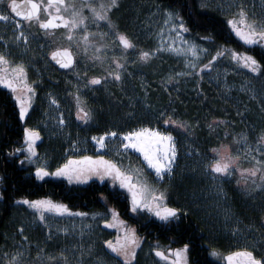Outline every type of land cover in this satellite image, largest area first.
<instances>
[{"label": "flooded vegetation", "instance_id": "flooded-vegetation-1", "mask_svg": "<svg viewBox=\"0 0 264 264\" xmlns=\"http://www.w3.org/2000/svg\"><path fill=\"white\" fill-rule=\"evenodd\" d=\"M220 1L116 0V4L107 10L112 27L108 21L96 20L90 9L84 7L82 12L87 19L71 30V40L68 39L69 30L63 26L60 17L70 19L72 8H65L58 0L52 5L48 4V0H37L40 5L39 19L33 17L31 20L16 16L7 9L6 3L0 5V11L7 10L10 17L7 22L0 21V53H4L13 65L24 66L27 83L35 89L34 94L28 93L31 100L25 118L21 120L20 106L12 91L0 85V202L8 197L4 195L9 191L11 177L19 172L23 180L32 181L36 196L39 183L43 182L46 187L50 185L49 192L45 190L48 196L39 199H51L56 204L66 205L71 210L69 213H84L80 215L82 217L105 213L90 212V209L92 203L95 205L94 200L99 199L102 203L104 196L108 195L112 204L107 211L114 213L118 223L123 221L129 227L133 225L128 229L134 230L139 242L160 246L170 253L169 260L164 261L166 264L175 261V252L168 250L183 249L186 244V254L178 260L182 264H206V261L213 264H244L245 258L241 256L228 260L230 254L244 250L253 252L257 258H264V181L260 179V173L250 177L241 171L254 164L246 158L245 146H253L264 135L260 131L264 124L258 119V110L264 107H261L259 100L250 96L251 93L258 96L264 92V42L245 44L227 22L234 17L239 19L238 9L241 7L247 13V19L254 20V15L258 13L254 7H260V4L259 0H237L241 4L229 8L228 4L221 5ZM261 1L264 4V0ZM109 2L65 0V4L75 5L76 8H80L82 3H93L98 11L101 3ZM18 4L22 9L30 8L27 0H18ZM158 9L166 16L167 11H171L177 24L182 19L187 31L180 29L181 33L189 39L198 40L200 47L210 52L208 59L212 60L218 50L223 52L211 62L218 70L220 65H224L226 71L219 70L221 74L213 80H195L199 94L193 96L190 93L191 86L187 87L185 77L182 75V79H177L175 71H171L165 60H161L163 57L159 52L147 61L139 58L140 51L155 50L152 27L154 12ZM48 19L59 27L42 28L40 22ZM16 21L20 22L19 28ZM21 32L27 36V41L20 36ZM118 33L126 34L135 47L124 49L118 40ZM57 49H68L72 59L69 67L64 68L57 63V59L66 60V54L59 55L56 62H52V53ZM233 51L253 56L260 63L262 71L253 73L242 62L232 59ZM117 60L123 65L122 68L116 67ZM117 71L121 77L119 80L109 74ZM94 76L101 77L99 84L90 83ZM247 81L254 82L251 93L245 90ZM177 86V92L185 95H177ZM207 86L216 92L207 93ZM162 88L166 90L167 97L160 98L159 90ZM25 93L26 88H18L17 94L23 96ZM229 94L234 97L233 118L226 116L224 102L222 105L214 102L216 98L228 99ZM77 96L79 107L89 113L87 120L77 116ZM52 99L57 103L53 104ZM136 101H145L155 110L143 113ZM115 109H118V117L123 114L127 117L119 128H116L113 119ZM80 115L83 116V113ZM169 117L185 123L186 127L165 124L164 120ZM61 118L63 123L60 122L59 126H63L61 130L69 136L68 142L72 140L78 143V154L66 143L54 149L49 173L65 164L70 157L106 158L107 153L99 154L94 149L96 142L93 136L99 137L110 131L118 134L138 131L139 125L171 132L176 139L179 160L171 173H166L155 184V190L157 195L160 191L165 193L161 211L163 204H167L180 209L177 216L161 220L146 208L133 212L132 192L128 187H121L120 180L112 176L105 175L102 183L93 179L100 177L95 173H88L87 180L73 179L71 182L66 176L46 175L38 178L35 166L38 150L50 144L42 127ZM210 124L212 127H209ZM25 128L35 129L39 133L40 139H36L33 145L35 155L28 150ZM53 131L56 134L60 132L58 129ZM243 138H246V142ZM107 139H111V136H106ZM261 142L264 144V141ZM213 148H220L222 154L239 156L230 164L233 169L231 174L211 172L208 165L217 156ZM257 153V159L264 158V153ZM130 176L133 184L142 185L135 175ZM149 177L151 179V175ZM253 180L261 187H256ZM92 185L95 187L91 199L83 201L82 197H78V191ZM148 188L152 189V185ZM65 195L68 197L65 198ZM144 195L147 202L155 206L151 194L145 191ZM120 196L127 202L124 210L119 209ZM213 250L217 255L211 254Z\"/></svg>", "mask_w": 264, "mask_h": 264}, {"label": "snow or ice", "instance_id": "snow-or-ice-1", "mask_svg": "<svg viewBox=\"0 0 264 264\" xmlns=\"http://www.w3.org/2000/svg\"><path fill=\"white\" fill-rule=\"evenodd\" d=\"M57 0H48V4L52 5L56 3ZM6 3L7 9H10L12 13H15L16 16L23 17L26 20H31L33 17L39 19L40 5L37 3V0H27V4L30 5L28 9H22L18 4V0H0V5ZM58 3L64 5L65 8H72L71 18L60 17V20L63 23V26L69 30L68 39L71 40L72 37V29L76 28L78 25L84 23L87 17L83 14L82 9L87 7L93 13V16L96 20H105L108 21L110 27H112L111 21L107 16V10H110L115 4L116 0H110L109 3L104 4L101 3L99 5L100 11L97 10V6L93 3H82L80 8H76L75 5H67L65 4V0H58ZM47 7V6H46ZM59 11V9H57ZM167 11V10H166ZM167 15L171 18L174 14L171 11H167ZM238 17L229 19L227 22L232 26L233 31L236 35L245 43V44H255L258 42H264V22L250 21L247 19V13L244 8L241 7L238 9ZM9 14L7 10L0 11V21L7 22L9 20ZM165 23H168L166 20ZM16 26L19 28L20 22L16 21ZM40 26L42 28L59 27L58 24H53L52 19H48L40 22ZM174 28L183 29L187 31L183 20L181 19L179 24H173ZM177 36H180V32L177 31ZM20 36L24 37V40L27 41V36L24 35L23 32L20 33ZM19 39V37H17ZM183 40V37H181ZM118 40L120 44L123 45L124 49L134 48L135 45L129 39V37L124 33H118ZM85 41L87 43V33H85ZM187 43V41H184ZM196 45L193 43L189 48V51L192 52L193 56L198 55L196 49ZM163 45L160 48H157L152 51H140L139 58L143 61H147L152 55H155L156 52L162 50ZM168 48L173 51H181V49H173L172 45H168ZM98 50V49H97ZM61 53L66 54L68 58L57 59V63H60L62 67L67 68L72 63V59L70 54L68 53V49H57L52 53L53 59H56L57 56L61 55ZM223 55V52L217 51L216 55L212 56V60H216L217 56ZM231 57L234 60H238L242 62L243 65L249 68L253 73L261 72L262 67L260 63L251 55L247 53H238L231 52ZM116 67L122 68L123 65L119 63V61H115ZM193 70L197 68V64L191 62L189 65ZM212 66L211 60L206 63L200 65L201 69L210 68ZM110 75H114L115 79L119 80L120 73L117 71L115 73H109ZM187 75H192L191 72L186 73ZM101 77H93L90 81L91 84H99ZM0 85L5 86L10 89L15 97V100L20 106L19 117L21 120L25 118V114L28 111L29 103L31 100V96L28 93L34 94L35 89L27 83V73L26 69L22 64L13 65L8 57L4 53H0ZM26 88L27 93L23 96L17 94L18 88ZM53 104H56L57 101L52 99ZM78 103V111L77 116L80 119L87 120L90 118L89 113L86 112L82 107H79V96H77ZM83 113V116L80 115ZM163 116L164 114L161 113ZM61 123H63V119L61 118ZM165 124L172 123L178 124L179 127H186L185 123L179 122L177 120L169 117L164 120ZM209 127H212L210 124ZM25 133V141L28 142V150L32 155H35L34 151V141L39 138V133L35 129H24ZM227 134V133H226ZM117 132H105L103 135L96 137L93 136L92 139L96 141V144L100 148H105V137L106 136H117ZM124 137V140L127 143L122 144V147L127 150L128 148L136 149L140 153L143 154L144 160L147 161L148 166L155 170V174L158 178H162L166 173H171L172 165L176 157V148L175 143L173 142V136L171 132H161L157 129L151 128H141L138 131H129L127 133H119ZM245 139L246 142V138ZM264 141V135L260 137V140L257 141L258 144ZM221 147H227L226 145H221ZM19 151V149H16ZM213 152L217 153V156L212 159L209 163L208 167L211 169L212 173L218 174H231L233 169L230 167V164L237 160L239 156H232L227 154H222L220 152V148H213ZM253 151L264 153V146L258 147L255 150L249 149L246 153V158L251 157V160L254 162L253 166L250 168H243L241 171L243 173H248L250 177H256L257 173H260V179L264 181V158L257 159L255 155H253ZM81 162H86L82 164ZM88 173H95L100 176L101 179L105 175L112 176L114 179L120 180L121 187H128L129 191L132 192V211L135 212L138 208H146L149 212H154L157 217L161 220H168L169 218H174L177 216V213L180 209L176 207H169L167 204H163V210L161 211V204L165 200V193L160 191L157 195L155 189H150L148 186L133 184L132 177L121 167L111 160H105L104 156H81L78 158H69V160L57 167L54 172L49 173L47 168L38 167L36 169V175L38 178H43L46 175H55V176H66L69 181L76 180H87L89 178ZM216 178L215 176L213 177ZM248 177H246L247 179ZM253 184L256 187H261L260 184H256L255 180H253ZM147 191L151 194L152 201L155 202V206L152 203L147 202V198L144 195V192ZM23 203L29 205V207L36 209L39 213L40 219H45V211H56L59 213L70 212L71 210L67 208L66 205L63 204H55L50 200H34L30 201L25 199ZM80 215H85L84 213H80ZM109 227H113L112 224L105 221ZM121 223H124L121 221ZM23 230L21 229V232ZM27 240V237L24 238ZM125 242L123 244H114L110 240H106L105 244H107L108 248L111 249L112 252L122 255L124 257V264H129V256L132 259L135 258V252L128 250V245L138 246V239L136 238L134 230H126ZM188 245H184L183 249L172 250L169 249V252L174 251L175 256L177 257V261L180 259L182 255L186 254V250ZM156 255L162 257L163 259H168L163 251L157 247L155 249ZM212 255H217L216 251L213 250ZM5 257H8L6 264H22L21 257L23 256V252L17 249L10 257L8 253H4ZM40 256V252H37V257ZM233 256H241L245 258L244 264H264V258H257L253 252L244 250L242 252H236L229 255L228 260L231 261ZM48 261H53L55 264H70L68 257L65 255L64 251L61 250L58 256H47ZM177 261H174L173 264H177Z\"/></svg>", "mask_w": 264, "mask_h": 264}, {"label": "rangeland", "instance_id": "rangeland-1", "mask_svg": "<svg viewBox=\"0 0 264 264\" xmlns=\"http://www.w3.org/2000/svg\"><path fill=\"white\" fill-rule=\"evenodd\" d=\"M220 4H228V7L231 8L240 5L241 2L237 0H221ZM259 4L260 7H254L258 10V13L254 15V20L257 22H264V4L261 0H259ZM154 17L152 30H154L155 49L163 45L162 50L158 51L163 57L161 60H165L171 71H175L174 73L175 76L177 75V79L185 77L187 87L191 85L194 87L195 80L197 79L206 78L213 80L221 74L218 73L219 70L223 72L226 71L224 65H220L221 68L218 66V70L213 64L210 68L201 69L200 65L210 61V59H208L210 52L200 47L198 40L189 39L181 33L178 27L174 28L173 24H177L175 19L172 17L169 18L166 16V13L164 15L163 11L159 9L156 10L154 12ZM166 20L168 23H165ZM177 31L180 32V36H177ZM181 37H183V40ZM184 41H187V43ZM193 43L197 46L195 50L198 55L196 56H193L192 52L189 51ZM168 45H172L173 49H181V51L170 50ZM161 60L158 61L161 62ZM191 62L197 64L195 70L189 66ZM189 72H191L192 75L186 74ZM222 76H224V74H222ZM253 84L254 82L250 83V81H247V83H245V85H247L245 90H249L251 93ZM229 89L233 88L229 87ZM253 95L254 93L250 94V96H252L251 99L259 100L261 107H264V92L258 94V96ZM228 100H233L232 102L234 103V97L230 96V94L228 95ZM136 102L140 109L142 108L143 113L148 110L151 112L155 110L153 105L151 107L146 104L145 101ZM50 107L55 109V107L51 105ZM258 111V119L264 124V109ZM112 113L116 128L121 127V124L126 121L127 117H125L124 114L118 117V109H115V112ZM128 117H131V115H128ZM60 121L61 120L54 121L52 124L46 123L42 127L50 144L43 145L41 149L38 150L39 157L35 162L37 168L44 167L48 170L52 164V151L61 148L64 143L70 144V148L78 154V143L72 140L68 142L69 136H66L64 131L61 130L63 126H59ZM138 127H140V129L148 128L147 126L141 125ZM55 129L60 131L59 134L53 131ZM135 129L138 130L137 128ZM260 131L264 132V126ZM118 136L119 134L115 137H111L109 140L107 139V141H105V148H100L95 144L94 149L96 152H99V154L107 153L108 156L105 160L116 162L121 169L126 171L129 175H135L142 185H152V189H155V184L159 183L161 179H158L156 174L149 171L146 165L143 164L142 159L134 152L132 153L125 150V148L122 147L124 143ZM38 139H40V137ZM173 142L176 143L174 137ZM256 143L254 142L253 146H245V153H247L249 149L255 150L258 147L264 146L262 142L260 144ZM51 144L54 145L52 146ZM175 148L176 157L173 164H176L179 160L178 147L175 145ZM255 154L258 153L253 151V155ZM242 155L245 156L243 153ZM247 159L250 160L251 157L249 156ZM149 175H151V179ZM93 179L101 183L102 180H105L104 177L103 179L100 177H93ZM39 200L52 201L51 199ZM113 214L112 212L106 211L103 214H90L82 217L83 215L80 216L75 212L59 213L53 210L45 211V219L41 220L36 209L29 207V205L23 202H18V204L14 206L13 213L9 216L10 219L8 220L6 229L1 230V239H3L4 242L0 244V264H6L8 259V257L4 256V253H8L10 257L17 249L23 252V256L21 257L22 264H55L53 261H48L47 256H58L61 250H63L68 257L70 264H122V262L124 263V257L112 252L107 244H105V241L110 240L114 244H123L125 242L126 230H129L128 228L130 227L125 223H122L124 225L122 226L120 220V223H118ZM105 221H108L113 227H109ZM21 229L23 230L22 232ZM25 237H27V240L24 239ZM158 247L167 257H171V255H169L170 253L165 252L162 247ZM156 248L157 247L149 246L148 244H142L139 241L138 246L128 245V250L135 252L134 259L129 256V264H166L164 262L166 259L156 255ZM37 252H40L39 257H37ZM174 259L177 261L176 256H174ZM177 264L182 263L177 261Z\"/></svg>", "mask_w": 264, "mask_h": 264}, {"label": "trees", "instance_id": "trees-1", "mask_svg": "<svg viewBox=\"0 0 264 264\" xmlns=\"http://www.w3.org/2000/svg\"><path fill=\"white\" fill-rule=\"evenodd\" d=\"M165 65V64H163ZM161 68V67H159ZM161 75V74H160ZM176 81V80H175ZM197 84L195 83L194 84V87H192L191 85V94L194 96L195 94H199L200 92L196 91L197 90ZM205 87V86H204ZM203 87V88H204ZM182 88V86H181ZM207 88L209 89V91H206L207 93H215L216 91H213V90H210L209 86H207ZM179 89V86L176 87V93L177 95H185V93L183 94H179L177 92V90ZM161 96L160 98L164 97V96H168V94L166 93V90L165 89H160L159 90ZM223 98V97H222ZM224 100H222L221 98H216V101L214 102H217L219 105H222V103L224 102V109H225V112H227V117L228 118H233L234 115H235V112H234V109H235V105L232 101H229L228 99H225L223 98ZM211 100V99H209ZM19 172H16L13 176L11 177V184H9V191L6 193V195H4L5 197L7 198H4L3 200H1V209H0V244L3 243V239L2 236H1V230H5L6 229V226L8 224V220L10 219L9 216L13 213V209H14V206H16L18 204V202H23L25 199L27 200H30V201H34V200H37L39 198H44L45 196H48L45 194V190H47L49 192L50 190V185H47L46 187V184H44L43 182L42 183H39V186L37 188V192H38V196L35 195V192L34 191V185H31L32 184V181L30 180H23L22 177L18 174ZM10 183V182H9ZM33 186V187H32ZM94 185H92L91 187L89 188H85V189H81L80 191H78V194L79 196L78 197H82L83 201H88L89 198L91 199V196L93 195L92 194V190L94 189ZM46 191V192H47ZM116 191V190H115ZM5 193V192H4ZM51 196L55 197L54 194H50ZM65 198L68 197V195H65L64 196ZM71 196H69V199H70ZM105 198L104 201L102 203H100L99 199L95 201V205L92 203V207L90 209V212H106L108 207L111 206V202H112V199L109 198L108 195H105L104 196ZM120 199H121V203L119 204V209L121 208V210H124V208H126L127 206V202H126V199L123 198L122 196H120ZM101 200V199H100ZM238 211V210H237ZM240 217L242 218V214L240 215ZM133 225L130 226V228L132 227ZM191 228L193 229L194 226L191 224ZM206 264H213L212 262H208L206 261Z\"/></svg>", "mask_w": 264, "mask_h": 264}, {"label": "bare ground", "instance_id": "bare-ground-1", "mask_svg": "<svg viewBox=\"0 0 264 264\" xmlns=\"http://www.w3.org/2000/svg\"><path fill=\"white\" fill-rule=\"evenodd\" d=\"M227 48V47H226ZM108 137V136H107ZM110 137V136H109ZM112 137V136H111ZM121 140L123 141V143H127L125 140H124V137L121 135ZM106 141V140H105ZM128 151H130V152H134L138 157H140V159H142V162H143V164H145L146 165V167H147V169H149V171H151L152 173H154L155 174V170L154 169H152V168H150L149 166H148V163H147V161L146 160H144V157H143V154L142 153H140L138 150H136V149H132V148H128L127 149ZM175 162V161H174ZM174 165V164H173ZM172 165V166H173Z\"/></svg>", "mask_w": 264, "mask_h": 264}, {"label": "water", "instance_id": "water-1", "mask_svg": "<svg viewBox=\"0 0 264 264\" xmlns=\"http://www.w3.org/2000/svg\"><path fill=\"white\" fill-rule=\"evenodd\" d=\"M62 54H63V53H61V55H62ZM58 57H59V56H57V58H58ZM51 59H52V62H53V63L56 62L55 59H53V57H52ZM118 138H121V135H119Z\"/></svg>", "mask_w": 264, "mask_h": 264}]
</instances>
